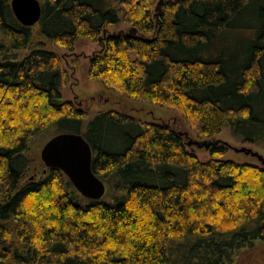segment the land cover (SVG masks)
<instances>
[{
  "label": "trees",
  "instance_id": "trees-1",
  "mask_svg": "<svg viewBox=\"0 0 264 264\" xmlns=\"http://www.w3.org/2000/svg\"><path fill=\"white\" fill-rule=\"evenodd\" d=\"M40 1L42 17L27 27L0 0V264H264V167L221 159L224 145L201 161L168 123L118 110L89 118L64 101L68 74L42 41L72 50L129 25L106 37L90 78L176 108L202 137L227 128L255 143L264 137V0H165L158 19L160 0ZM247 13L257 23L249 53L227 56L220 43ZM49 127L87 140L102 199L84 197L59 169L27 180L28 142Z\"/></svg>",
  "mask_w": 264,
  "mask_h": 264
},
{
  "label": "rangeland",
  "instance_id": "rangeland-1",
  "mask_svg": "<svg viewBox=\"0 0 264 264\" xmlns=\"http://www.w3.org/2000/svg\"><path fill=\"white\" fill-rule=\"evenodd\" d=\"M158 2L159 1L153 4L155 16L157 13ZM249 17L251 16H248L247 13L239 22H237V28L229 29L226 32L224 39H222V43H220L225 55L233 56L234 58L240 55L243 57L248 55L250 44L251 41H253L252 38L255 35V28L257 26L255 16H253V19H249ZM121 31L126 33L130 32L131 26L120 24L117 27L108 28V30L102 33L95 42L88 38L79 39L72 50L68 49L60 42L42 40L46 48L52 50L59 56L63 70L68 74V78L62 87L64 101L72 102L75 108L87 113L89 118L95 114L108 110L123 111L141 118L146 122L154 121L168 123L179 133L188 134V137L183 136L186 143L189 140H221L227 142L233 147L251 148L264 156V137L258 138L255 143L244 142L241 137H237L236 134H233L231 130L227 128L223 129L219 134L213 137H202L176 108L160 107L139 102L124 92L116 79H113L110 86L107 87L101 80L90 78L88 74V64L90 59L104 51L106 37L109 34ZM27 54V50L19 53L20 57H24ZM135 56V53H132V58H135ZM36 105L38 106L39 104ZM40 106L41 105H39V107ZM19 107L21 109L24 106L21 103L19 104ZM11 114H13L16 119L22 120L21 117L23 116L19 114L18 111H12ZM62 132V130L59 131L55 128L49 127L43 129L29 140L25 151V155H27L31 161L30 167L25 173L27 180L40 181L42 178L46 177L48 170L41 159V151L46 143ZM188 149L201 161H207L212 158L210 150L199 149L194 146L188 147ZM220 158L231 160L238 164L262 166L256 158L247 156L243 153H237L230 148L227 149V152ZM263 246L264 244H261L260 242L256 243L257 248H262ZM261 253L264 255V249ZM235 261H238L237 256L235 257ZM240 264H246V261H243Z\"/></svg>",
  "mask_w": 264,
  "mask_h": 264
},
{
  "label": "water",
  "instance_id": "water-1",
  "mask_svg": "<svg viewBox=\"0 0 264 264\" xmlns=\"http://www.w3.org/2000/svg\"><path fill=\"white\" fill-rule=\"evenodd\" d=\"M164 3L165 0L158 2L157 18ZM10 4L16 19L24 26H35L42 17L40 0H11ZM180 134L188 137V134ZM186 144L188 147L194 146L206 150L224 145L237 153L256 158L264 167V156L248 147L237 148L227 142L214 139L189 140ZM41 159L47 168L61 170L87 199L100 200L104 197L106 185L92 170L93 150L82 134L65 132L54 136L43 147Z\"/></svg>",
  "mask_w": 264,
  "mask_h": 264
}]
</instances>
